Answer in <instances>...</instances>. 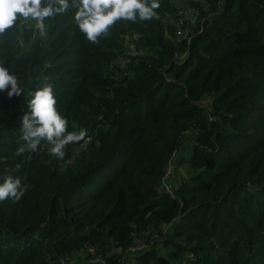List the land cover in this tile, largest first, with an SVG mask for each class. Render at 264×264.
Wrapping results in <instances>:
<instances>
[{"label": "trees", "instance_id": "1", "mask_svg": "<svg viewBox=\"0 0 264 264\" xmlns=\"http://www.w3.org/2000/svg\"><path fill=\"white\" fill-rule=\"evenodd\" d=\"M159 2L158 19L118 21L98 43L71 7L44 36L22 18L0 35L23 89L0 92V183L29 186L0 202V264H264V0H184L191 22ZM46 82L69 131H88L63 159L43 141L16 154ZM172 153L169 194L157 188ZM135 237L151 243L128 253Z\"/></svg>", "mask_w": 264, "mask_h": 264}, {"label": "clouds", "instance_id": "2", "mask_svg": "<svg viewBox=\"0 0 264 264\" xmlns=\"http://www.w3.org/2000/svg\"><path fill=\"white\" fill-rule=\"evenodd\" d=\"M76 9L74 21L88 41L98 43L121 20L136 22L158 19L159 0H0V35L13 28L20 18H31L36 22L40 35H46L45 20ZM7 92L9 98L23 93L19 79L11 73L4 62H0V92ZM29 111L22 115L21 139L25 142L17 149V155L26 151L36 152L41 142L51 147L49 154L63 159L66 148L81 141H87L88 131L81 127L69 131L68 118L58 109L54 85L43 83L31 93ZM249 191L254 190L251 184ZM29 186L19 176L6 175L0 183V202L20 201Z\"/></svg>", "mask_w": 264, "mask_h": 264}, {"label": "built area", "instance_id": "3", "mask_svg": "<svg viewBox=\"0 0 264 264\" xmlns=\"http://www.w3.org/2000/svg\"><path fill=\"white\" fill-rule=\"evenodd\" d=\"M129 46L132 47V44H129ZM176 58H180V54L176 55ZM174 156H175V154L172 153L169 156L168 161L165 163V165L163 167L160 184L157 188L158 191H164V192H167L169 194H172V186L168 183V181L170 180V178L172 176ZM146 245H147V241L145 238L135 237V238H133L132 243L127 247V252L128 253H134L137 250H140V249L146 247ZM86 252L93 253L94 247H92L91 245H87L86 246ZM78 254H80V253H78ZM95 260H99V259H95ZM92 261L93 260L88 259V260H86V263L91 264Z\"/></svg>", "mask_w": 264, "mask_h": 264}, {"label": "rangeland", "instance_id": "4", "mask_svg": "<svg viewBox=\"0 0 264 264\" xmlns=\"http://www.w3.org/2000/svg\"><path fill=\"white\" fill-rule=\"evenodd\" d=\"M173 2H174V5H175V7H176V9H178V10H180V12H182L183 14H184V16L185 17H183L184 19H186L187 21H192V19L190 18V15H191V11L190 10H188L187 8H186V3H184V0H173ZM192 17V16H191ZM190 19V20H189ZM22 20L23 21H29V20H31V18H29V19H27V20H25V19H23L22 18ZM190 21V22H191ZM189 24H192V23H189ZM182 35H184V34H182ZM129 47V46H128ZM131 47V46H130ZM129 51V50H128ZM120 60H124V59H120ZM121 61V62H122ZM182 141H188L187 140V137H184L183 138V140ZM188 150H182V155L183 154H186V153H188L187 152ZM176 158H177V154H175V156H174V160L176 161ZM173 160V170H172V175H174V173H175V170H174V161ZM176 163H177V161H176ZM176 173H177V175H175L176 176V180L178 181V179L181 177V176H185V175H187L188 174V170H187V168H186V165L185 164H183V163H179L178 165H176ZM172 177V176H171ZM168 183L171 185V186H173L174 184L171 182V178H170V180L168 181ZM156 238H159V232H155V233H153V235H152V237H151V239L152 240H156ZM154 242V241H153ZM149 243H151V242H149V240H148V242H147V245L149 244ZM80 256H79V258H82L84 255L82 254V253H80L79 254ZM182 259H181V261L183 260V257H181ZM72 260H76L75 259V256H73V258H72ZM71 260V261H72Z\"/></svg>", "mask_w": 264, "mask_h": 264}, {"label": "crops", "instance_id": "5", "mask_svg": "<svg viewBox=\"0 0 264 264\" xmlns=\"http://www.w3.org/2000/svg\"><path fill=\"white\" fill-rule=\"evenodd\" d=\"M79 256H80L79 254H76L75 255L76 260L74 261L71 259L72 261H70L69 264H87L86 260L83 257L79 258Z\"/></svg>", "mask_w": 264, "mask_h": 264}, {"label": "water", "instance_id": "6", "mask_svg": "<svg viewBox=\"0 0 264 264\" xmlns=\"http://www.w3.org/2000/svg\"><path fill=\"white\" fill-rule=\"evenodd\" d=\"M60 264H69L68 260L65 258H62L59 260ZM91 264H103L100 260H93Z\"/></svg>", "mask_w": 264, "mask_h": 264}]
</instances>
